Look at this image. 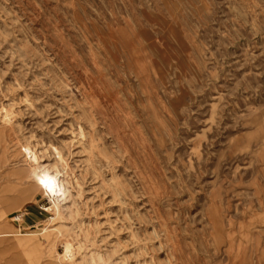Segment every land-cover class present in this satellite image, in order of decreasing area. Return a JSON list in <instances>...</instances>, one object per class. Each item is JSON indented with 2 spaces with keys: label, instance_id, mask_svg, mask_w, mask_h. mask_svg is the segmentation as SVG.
<instances>
[{
  "label": "rangeland",
  "instance_id": "obj_1",
  "mask_svg": "<svg viewBox=\"0 0 264 264\" xmlns=\"http://www.w3.org/2000/svg\"><path fill=\"white\" fill-rule=\"evenodd\" d=\"M0 100V264H264V0H0Z\"/></svg>",
  "mask_w": 264,
  "mask_h": 264
},
{
  "label": "bare ground",
  "instance_id": "obj_2",
  "mask_svg": "<svg viewBox=\"0 0 264 264\" xmlns=\"http://www.w3.org/2000/svg\"><path fill=\"white\" fill-rule=\"evenodd\" d=\"M28 100V97L25 96L23 101L26 102ZM15 103L16 102L14 101L8 103L0 102V116L3 123L9 124L14 120L17 114L15 111ZM38 150L30 145V143L24 146V153L31 164L39 163L40 156L38 154ZM39 168L41 169V167H38V169ZM67 175H71V173L68 171V165L63 158H60L59 164L56 165L52 172L43 169L36 171L38 188L41 190L43 195H46L50 199L52 208L57 213L61 212L63 208V199L67 198L68 189L66 187V183H72L74 186L73 179H76V177L74 176L72 179L69 177L71 180H68V178H66ZM81 193L79 191L77 193V196L79 198L81 197ZM86 238L87 237H85L84 240H86ZM61 244L62 252L60 256H58L61 262L63 264H80L79 262H77L78 255L82 253V250L84 248V244L81 242V240L76 239L73 236H63L61 239ZM83 260L84 264H108V261L105 258L104 254L100 251L95 253L88 252Z\"/></svg>",
  "mask_w": 264,
  "mask_h": 264
},
{
  "label": "built area",
  "instance_id": "obj_3",
  "mask_svg": "<svg viewBox=\"0 0 264 264\" xmlns=\"http://www.w3.org/2000/svg\"><path fill=\"white\" fill-rule=\"evenodd\" d=\"M18 218H20V219H21V217H20V216H18V217H17V220H19Z\"/></svg>",
  "mask_w": 264,
  "mask_h": 264
}]
</instances>
